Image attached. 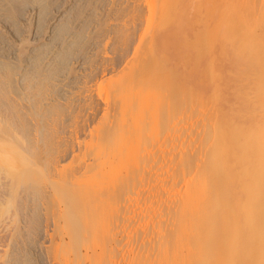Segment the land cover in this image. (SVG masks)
Returning <instances> with one entry per match:
<instances>
[{
  "label": "bare ground",
  "instance_id": "1",
  "mask_svg": "<svg viewBox=\"0 0 264 264\" xmlns=\"http://www.w3.org/2000/svg\"><path fill=\"white\" fill-rule=\"evenodd\" d=\"M46 1L47 0H0V37L3 38V40L5 39L9 46H12L11 51L15 54V59L20 63L18 71H15L10 63H6L8 62L6 59L8 56L5 57L4 55H0V264L32 263L29 255H34L32 252L36 249L40 255L39 264H52L57 259L55 258L53 260L52 256L54 257V255L51 256L53 249L52 244L54 241H58L59 244L64 247L66 246V240H68L69 243H75L80 240V236L86 235L85 237L87 238L88 236L92 237L97 235L95 233L97 230L95 227L97 226L91 227L95 229V231L91 228L88 229V227L85 228V232L89 231V235L87 236V232L85 234H83L84 231L81 233L77 232L79 227L77 231H72L71 233L70 231L75 229L71 228L70 230L68 228L69 226L66 225L68 212L66 198H68V187L66 176L63 174L64 172H61L63 166L61 168L60 163L67 159L71 149L69 151L64 147L59 149L57 152L58 157L56 155V164L55 161H53L55 166L53 167L52 165L51 168H46L47 170L42 168L43 163L51 158L52 152L50 148L52 136L43 134V132L48 129V127L45 128L47 125L51 127V130L48 129L45 132H49V130L53 131L52 125L54 124L51 121L55 119L50 116L51 113L48 112L50 111V103L52 102L49 97L55 91L51 92V95L50 93L47 94L48 96L45 95L48 92L44 94V91L47 90L48 87H56L57 85L53 83L58 81V86L60 87H56L58 89L55 93L59 91L63 94L66 88L77 80L79 81L81 74L74 75L71 79L68 78L69 82H66L67 77H65L66 80L63 84L62 82L64 79H58V77H62V68L60 66L63 65L64 57L70 52L69 48L78 42L77 39L80 37L79 34H81V31L86 27L87 23L85 22L86 19H88L85 17L78 19V15L79 17L81 16L80 12H78L80 14L77 15L71 14L69 20L64 18L66 19L65 23H63L64 26L62 27L61 24V28L54 32L55 34L52 36L50 34V39L45 40L46 42L43 41L42 43H38L33 48L30 47V44L27 45L29 48L27 46L22 47L24 41L19 40L20 38H16L15 32L17 31H14L16 29L15 26H26V24L30 22L29 16L31 18L32 15H35V12L37 15L38 13L45 14ZM83 1L87 6L88 4L98 5L102 0ZM107 1L105 0V5L103 4L100 14L104 13V15H106L104 19H107V17L109 19L110 17L112 22H108L107 24L104 23L105 25L103 26L93 22L91 28L94 31L98 29V34L95 33V35L97 34L96 39L92 41L89 40V45L86 44L85 47L87 50L90 49L89 51H92L93 49H98L96 46L99 45L101 48L100 55L96 56L98 59L95 58L97 62L95 63L92 60L93 62L91 63L93 64L89 67L90 58L92 57L91 55H86L87 50H84L85 52L80 53L78 56L80 59L78 69H82L86 64L85 68L88 66L87 70L89 73L92 74L97 72V74H93L94 76L99 74L98 77L100 79L97 83L98 85H96V90L94 89L95 84L91 85L93 84L91 81L94 76L92 79L90 77L91 81H87V79L84 78L86 80L81 82V90L83 92V94L81 93V95H83L82 101L84 104L86 102V106H88V103L89 106L94 104L95 107L103 105L101 108H104L102 110V115L103 117L106 116L109 122H107V119L105 123L107 124L106 128L105 125L104 128L101 126V129L103 128L102 130H105L104 132L101 130V134L98 132L100 136L95 135L99 137V139L98 137L97 139L100 141V144L112 141L113 144L115 143L119 147L121 146V151L118 156V162L113 159H105L104 161L98 160L97 163L96 161H93L94 163L87 162L79 169V176L77 179L88 180L89 178L100 176L106 168L108 172L122 165L126 160L131 161L133 158H137L139 156L137 153L145 149L144 147L146 145L144 146L142 144L145 137L142 136L144 138H139L142 142L140 144L144 147L140 144L138 145L137 140V149L132 146L134 143L133 137H135V135L138 136L137 133L139 131L141 133L146 132L145 126L147 123L145 125L144 123L147 120L148 108L152 107H150V104H152L151 102L154 101L153 99H155V101L158 100V97H171L173 98L172 101L176 110L181 112L182 116L186 114L185 116L188 118V122L190 121V132L188 133L187 131L186 135L182 136V138L184 136H186V138L182 139L180 136V140L178 139L179 142L176 140L177 143H174V146L172 145L173 147H170L171 149L166 147L169 150L168 152L160 148L159 152L160 150L163 151L161 152L162 154H159L161 161H159L160 159L157 161V157L155 160L153 159V161L159 163L161 177L168 182L167 189H171L172 192L174 190L179 195L185 197H182L184 200L183 202L182 198L177 194L178 199L180 197V204L182 202V209L185 210L181 209L182 212L180 215H182V217L178 216L179 220L177 223L179 231L177 236L179 238L177 237L178 245H176L180 247V242L184 240L185 246L186 244H190L193 239L192 245L189 247L187 245V247L185 246L186 248H184L182 243L183 252L188 254V252L186 253L185 251L187 248H190L189 252H191L192 255L190 253L185 257L186 255L182 252L180 253L181 255H176H180L177 258L183 255H185V259L188 257L192 258L190 262H188L189 260H186L187 262L184 260L185 263L182 260L180 261L181 263L177 264H264L263 62H258V64L260 63L261 65L255 64L259 57H254L257 53L254 55H252L253 53H249L247 60H250L252 57L256 59L251 65L235 62L241 61L240 57H235L236 59H234L233 55L236 54L235 52H231V58L234 59L232 60L229 57V49H227L230 46L226 43L232 38L230 37L228 41L226 40V37L228 38L230 35L229 33H227L229 34L228 36L227 34L222 36L224 33L222 31V34H220L221 32L219 33L221 37L220 35H216L218 33H200L196 30L194 31V27L197 26L199 22L203 20L201 22L202 25L205 21L204 19L209 18L210 0H109V5ZM106 4L108 6H106ZM123 5L126 8L130 7L128 11L124 7L127 14L122 13L124 11L123 8H121ZM197 7L199 8L197 9ZM120 8L123 11L121 10V12H119ZM118 13L125 14V16L123 15L122 18L121 14L122 19L120 21L122 22L115 23V21L119 19ZM55 15H53L51 19H56ZM35 17L37 18V16ZM72 19H75L76 24L74 23V25H71L69 28L67 23L70 22L69 24H71L73 22ZM28 20L29 22H26ZM39 21L41 23V20ZM107 21L110 20H106V22ZM142 23L144 28L141 31L142 33H140L141 35H138L139 38H137L138 42L136 46L133 45L131 56L129 57L127 55V57H129L128 59L126 56L124 57L126 60L119 72L116 74L114 72V75H112L113 73L109 75L108 69L110 68H108V65L110 64L107 63H110L111 58L114 59L110 53V47L114 46L113 44L117 45V43H119L118 46L123 48V46L128 43L126 40L131 42V36L136 34L133 32H137V29L141 27L139 24ZM12 27L14 28L13 35H11ZM38 29L41 28L39 27ZM191 29L192 31L190 32ZM89 31L87 30V32ZM232 35L234 34L232 33ZM236 35L237 33L234 36ZM99 36L102 37L99 38ZM37 37L34 36L30 41H33L35 44L38 42ZM124 41H126L125 44ZM231 42L234 43L233 40ZM129 46L130 45H128V47ZM127 48L126 50H128ZM126 50H124L123 53ZM70 53H72V51ZM94 53L96 54V52ZM87 54H89V52ZM124 54L126 55L128 53ZM250 55H252V57ZM249 57L251 58L249 59ZM261 58L262 57H260V59ZM242 59L245 60L244 58ZM260 59H258V61H260ZM262 59H264V57ZM119 60L122 61L121 59ZM174 61H178L179 64H181L180 67H187V73L189 74L184 73V75L186 74V77H188L187 80L185 77H182L183 75L180 76L181 78L176 76L175 73L178 71L176 67L179 64L174 66L175 68H171L174 65L172 63ZM173 69H176V71L174 70L173 72ZM182 69L185 71L186 68ZM179 71L180 73L183 72L181 69H179ZM89 75L87 73L88 77ZM79 89L80 88H78V90ZM59 92L57 95L60 94L61 96ZM69 92L70 91L65 94ZM76 94L77 93H75V95ZM71 95L73 94L71 93ZM169 95L171 96L169 97ZM72 98H70L71 101ZM82 106H80L81 109ZM85 108L83 107V109ZM87 109L89 108L87 107ZM39 111L44 114L46 112L50 114L46 113V117V115L41 114ZM92 111L90 113L94 112ZM88 113L87 115L90 114ZM40 117L45 120V123L43 122L44 128L43 125H39V121H43L39 120ZM140 117L143 118V120L140 119ZM34 120H39L37 121L38 124L34 123ZM133 123H135L134 127L136 128L130 127ZM77 124L78 123H76V125ZM100 124L101 123H99V125ZM97 127L99 128V126ZM136 130L139 131L137 132ZM186 130L188 129H185V131ZM88 132L90 131L88 130ZM90 134L92 133L90 132ZM96 143L99 144L97 140ZM138 147L144 149L140 148V150ZM136 150L138 151L137 153ZM163 153L167 155L164 154L166 157L164 156L165 158L162 159L161 155H163ZM147 165L149 167V164ZM59 167L61 169H58ZM55 177L59 179L57 183ZM53 179H55L54 182ZM41 181H43L45 188L41 204L44 207L46 219L43 226H40V237L38 240L36 238V242H33L31 232L29 231L30 227L24 225L20 219L23 210L20 204L23 199V194L30 197L35 195L36 188ZM53 183L56 184L54 185ZM215 195L217 197L212 198V196ZM56 198H59L58 201L60 200V202L57 203L58 206L60 205L58 208L61 213L60 216V213H58V218L62 219L63 222H61V226L59 224V226L53 225L52 217L49 215V207H51V204H53ZM186 210L188 212H185ZM185 214L190 216L189 222L194 229H192L191 226H187L188 224H186L185 221H188V219L186 220V217H184ZM218 218H222V224L225 228V232L223 231L225 235H223L226 240H223L225 244H223V242L222 244L224 246H221L224 248L221 250L222 255L220 259L214 261L213 258H206L203 253L206 248V243H209L207 239H212V243H210L214 245L213 240L216 237L213 235L218 233V227L214 229V226L217 224ZM180 220L181 224L179 222ZM179 224L182 226L181 228ZM189 227L191 228V232L194 230L192 234L189 232L193 236L186 231V228L190 230ZM207 227H209V229H207ZM58 229L59 231H57ZM203 230H205V232L208 230V232L205 233ZM183 232H186V236L185 234L183 235ZM53 233L58 234V237H56L55 234L54 237ZM187 235L192 238L190 239L188 236L191 242L185 244L186 239H184V237L187 238ZM54 238L57 240H54ZM94 238L95 237H92L93 241H88L86 245L85 242H87V239L84 241L85 246H83L85 250L83 254L80 252V249L76 251L79 247L76 249L74 248V258L72 260H70L71 258L68 259L71 263L66 262L67 259L64 260L65 258H61L60 264H84V260H87L86 262L89 264H98L96 260L98 252L105 249L107 253L108 249L106 248L107 246L103 247L100 245L99 247V243L97 240L95 241ZM82 239L84 240L85 238L81 237V240ZM210 243L209 247L212 246ZM81 245L80 247H82ZM109 249L110 253L113 248L111 247ZM213 250L214 248L211 249V252ZM112 252L110 254H112ZM212 254L213 253H211V255ZM107 255L109 256L108 253ZM57 260L59 261L60 259ZM176 260L178 262L179 259Z\"/></svg>",
  "mask_w": 264,
  "mask_h": 264
},
{
  "label": "rangeland",
  "instance_id": "2",
  "mask_svg": "<svg viewBox=\"0 0 264 264\" xmlns=\"http://www.w3.org/2000/svg\"><path fill=\"white\" fill-rule=\"evenodd\" d=\"M52 1H54V2H52ZM108 1H107V3H108ZM210 1H211L210 2L211 6H210L209 18L208 19L206 18L207 21H206V19H204L205 21L203 22L202 25H201V22L203 20L201 21V19H200L201 22L198 21L199 23L197 26L194 27V31L196 30L197 32H200V33L201 32L202 33L211 32V33H215V34L218 33L216 35H220L224 32L222 34V36H224V34H227V33H229L230 35H232V33L234 35L237 33V35H236L237 37L234 35L230 36L229 34H227V36L229 35L228 38L226 37L227 41L230 37H232L229 39L230 40V41H228L229 43L225 41L227 43V45L230 46V47L228 46L229 48H227V49H229L228 51L230 53L229 57L230 58L232 57L231 52H235L236 54L233 55L234 59L239 58V57L241 59V61H235V62H240V63L242 62L243 64L246 63V64L251 65L252 62L254 63V60L256 61L255 58L253 59L252 55L257 53L258 55L256 54L257 56L254 55V57H258V56L259 57L257 58V63L255 62V64L259 65L260 63L263 62L262 65H264V59H262L264 57V0H210ZM49 2H51V3H49ZM101 3H102V5H101ZM103 4L105 5V0H102L101 2H99L98 5L96 4L97 6L94 4H92V5L88 4L86 6V3L84 4L83 0H49V1L47 0L46 1V13H45L46 16H45V14H42V13L39 14L38 13V15H39V18H38L37 13L35 12L34 13L35 15L31 16L32 20L29 16L30 22L28 20L26 22H29V23L28 24L25 23L26 26L24 25L25 27H28V28H25L24 26L20 27L19 25H17V27L15 26L16 29L14 30V28L12 27L11 35H13L14 31L18 32V33L15 32V35H16L17 39L20 38L19 40L24 41L22 43V47L30 44V47L33 48L38 43H42L43 41L50 39V34L52 36L53 34H55L54 32H56L58 29L61 28V26L63 27L64 26L63 23H65L66 19L69 20V17L71 14L77 15V14L81 13L80 17L78 15V19L82 18V17L90 19V20L86 19L85 23H87V25L81 31L82 35L79 34L80 37H79V39H77L78 42H76L75 44H73L74 46L72 45V47L69 48L70 52L72 51V53L69 52V53H67L68 55L66 54V56H65L66 58L64 57V61L62 63L64 65V67H63V65L60 66L62 68L61 69L62 72L61 71L60 72L62 73L63 78L58 77V79H60V78L64 79L62 82V84H63L64 81L66 80L65 77H67L66 82H69L68 78L71 79L74 75L76 76V75L81 74L82 76L80 75L79 81L77 80L75 83L71 82L74 84V86H73V84L70 86L68 85L72 89H70L69 87L65 89V93L70 91L69 92L70 94L69 93L65 94L64 92L62 94V92L58 91L59 93H61V96H60V94L57 95L58 92L55 93L56 90L60 87V86H58V81H56L57 84H56V82L53 83L54 85H57L58 88H56L57 86L55 87L53 85L54 87H48V89L44 91V94H45V92H48L45 94L46 96H48L47 94H49V93L51 95V92L55 91V92H53V94L54 93L55 94L54 95L52 94L49 97L50 101H52L55 104H53L51 102L50 103L51 108H49L50 111H48L51 113L50 116H52L55 119H53L54 121L53 120L51 121L54 124V125H52L53 131H50L51 127L47 125L45 128L48 127V129H50L49 130L50 133L45 132L48 129H46L43 132V134H49L52 136V139H51L52 145L50 144V146H51L50 148L54 154L51 152V158L47 159V161H48V162L46 161L47 163L46 162L43 163L42 168L48 169V167L51 168L52 165H53V167L55 166V164L57 162L56 161L57 160L56 155L58 157L57 152L59 149H61L63 147L66 150L68 149L67 151H69L71 149L69 151V156L67 157V159L64 162L60 163V167L62 168V166H63V169L61 170V172H64L63 174H65V176H66L65 177L62 174L66 178V183H67V187H68V195H67L68 198H66L67 203H68V205H67L68 206V210H67L68 212H67V221H66L67 224L66 225L69 226L68 228L70 230H71V228L75 229V230H71L70 231L71 233H72V231H77L78 227H79L80 231L78 230L77 232L81 233L82 231H84L83 234H85L87 232V236L89 235L88 234L89 231L85 232L84 229L87 227L89 229L91 227L97 226V227H95V229H97L96 231H95V229L91 228L97 234L96 236H92V237H95L94 240L95 241L97 240V242L99 243L98 244L99 247H100V245L103 247L107 246L106 247L108 249L107 253L109 254V256H108L103 247L102 248L104 250H100V251L97 250V251H99L98 252L99 257L96 256V260H97L98 264H105V263L106 264H177V263H181L180 261H182V260H183V262H185L186 260L187 261L189 260L188 262H190L192 257L191 258L188 257L189 259L188 258L185 259V257H187V255L191 253V252H189L190 248H187V250L185 252L186 253L188 252V254H185L183 252L184 249L182 248V243H183L184 248H186L187 245L189 247L192 245L193 239L191 242V240L188 239L189 235H187V238L182 236V237H184V239H186L185 244L189 243V242H191V243L186 244L185 245L186 247H185L184 242H183L184 240L182 238L183 241H181L180 242L181 244H179V245H181L180 246L181 248L177 246L178 245L177 244L178 243L177 234L179 231V228H178L179 226H178L177 221L179 220L178 216L182 217V215H180V213L182 212L181 209L183 207V206H181L182 202L180 204L179 201H180V197L182 198L184 196L179 195L174 190L172 192L171 189L170 190L167 189L168 188V182H167V180H163L161 177V171L159 170V163H157V162L155 163V161H153V159L155 160L156 157H157V161H158L160 159L159 154H162L161 152H163L164 150L168 152L169 151L168 148H170V147L172 148L174 146V143L175 144L177 143L176 140H178V139L180 140V136L182 138L183 135H186L187 131H188V133L190 132V127H191V126H189L191 124L190 121L188 122V118L185 116L186 114H184V116H182V113L179 112L178 110H176V107L173 105V101H172L173 98L170 97L171 95H169V97L171 99L166 98V97L165 98H162V97L159 98L158 97V100H156V101H155V99H153L154 101L151 102L152 104H150V107L151 106L152 107L148 108V115L146 113V115H147L146 121L147 122L144 119V121H145L144 125L147 123V125L145 126L146 132L141 133L139 130H138L139 132L136 130L138 132L137 133L138 136L135 135V137H133L134 143L132 146H134V148L137 149V147H136L137 143H138V145L140 143H142L139 139L140 137L141 138L145 137L142 144L144 146L146 145L144 147L142 144H140L142 147L145 148L144 149V148L140 147L141 149H144L143 151H140L141 149L138 147L140 149L139 151L141 153L136 150V153L138 152L137 154L139 155L138 157L136 155V157L138 159L133 158L131 161L126 160L123 162L122 165H119L116 168H113L111 171H108V172H107L108 169L106 168V170H103L104 172L100 176H95V177L89 178L88 180L77 179V177L79 176L78 175L79 169L82 166H84V164H86L87 162L91 163L93 161H96V163H97L98 160L104 161L105 159H111V160L113 159L114 161L118 162V159H119L118 156L120 155V151H121L120 150L121 146L119 147L115 143L113 144L112 141L104 142L103 144L101 143L102 144V146H101L100 141H98V139H99L98 136H100L99 135V134H101L100 131L104 128V125H105V128L107 127V124H105V123L108 119L106 116L103 117V115H102V110L104 108L103 109H101V108L103 105L95 107V105L92 104L91 106H89V103L87 102L88 106H86V102L84 104V102L82 101L83 95H81V93L83 94V92L81 90L82 89L81 88L82 87L81 82L83 80H86V79H87V81H91V79L94 76L93 74H97V72L91 74V73H89V71L87 69H88V66L90 67L93 64L91 62H93V61L95 63L97 62V61H95L98 59V57H96V56L100 55L99 53L101 51V48L99 45L96 46L98 49L92 50V51L96 52V54L92 51H89L90 49L87 50L85 48L86 44L89 45L90 41H92L93 39L95 40L96 35L98 34L97 33L98 29L95 30L96 31L95 32L91 28L93 25V22L99 23L100 26L101 25L103 26V25L107 24L108 22H112L110 17H109V19H108V17H107V19H104V18H106V15H104V13L100 14V11H102L101 9H102ZM108 5H109V3H108ZM108 5L106 4V6H108ZM91 6H93V7H91ZM124 7H125L124 5H123V7H121V8H123L124 11L120 8L119 12H121V10H122L123 11L122 13L127 14L126 12L128 10H130V7L129 8L125 7V9L127 10L126 12H125ZM198 8L199 7H197V9ZM97 10L99 11V13ZM47 11H49V12H47ZM67 12L70 14H68ZM78 12H80V13H78ZM62 13H65V14H62ZM122 13H118L119 16L118 15L117 16L119 17V19H117L116 20L117 22L115 21V23L122 22L120 20L123 18V15L125 16V14H122ZM121 14H122V18H121ZM53 15L56 16L55 17L56 19H54V20L51 19L53 17ZM35 16H37L38 19ZM47 16H49V17H47ZM59 16H61V17H59ZM64 18H66V19H64ZM39 20H41V23ZM106 20H110V21L106 22ZM72 21L73 22L71 24H69L70 22L67 23L69 28L71 27V25H74V23L76 24L75 19L74 20L72 19ZM76 21H77V19H76ZM143 23L139 24V25H141V27L138 25L140 28L139 27H138L139 29L136 28L137 32L136 31L133 32V33H136L134 35H137V36H134V35L131 36L132 37V38L130 37L132 39V40L130 39L131 42L129 40H126L128 43L125 44L126 41H124L125 45L123 46V48L118 46L119 43H117V42H116L117 45L116 44H113L114 46L110 45L111 51H110V49H109V51H110L111 55L114 57V59L111 58L110 63H107V64H110V65H108V68L111 69V70L108 69L109 75H111L112 73H113L112 75H114V72H115V74L117 72H119L120 69L123 67V63L125 62L126 58L128 59L131 56V51L133 52V47L136 46V44L138 42L137 38H139V36L141 35L140 33H142L141 31L144 28ZM52 26L54 27V29L55 28L56 29L54 30ZM35 27H36V29H35ZM39 27L41 29H38ZM17 28H18V30H17ZM99 28H101V27H99ZM196 28H198V29H196ZM43 30H45L46 32ZM87 30L88 31L90 30V31L87 32ZM139 30H140V32H139ZM191 31H192V29L190 30V32ZM95 33H97V34L95 35ZM188 33H189V31H188ZM215 34H213V35H215ZM15 35H14V37H15ZM33 35L35 37L38 36L37 37L38 42H36L35 44L33 43V41L32 42L30 41L34 37ZM47 35H48V37H47ZM94 35H95V37H94ZM249 35H250V37H249ZM100 37H102V36H99V38ZM235 37L237 39V40L235 39L236 41L234 40ZM39 38H40V41H39ZM133 38H135L136 40ZM0 40H3V38L0 37ZM4 40L0 41L1 42L0 43V55H4L5 57L8 56L6 58L8 60V62H6V63L7 64L10 63L11 66L14 67V70L18 71V69L20 67V63L17 59H15V54H13L11 51L12 46H9L8 42L6 40L5 41ZM220 40H221V38H220ZM232 40H233V42L234 41L235 42L232 43L231 42ZM128 45H130V46L128 47ZM125 46H127L128 48ZM27 47L29 48V46H27ZM118 48L122 52L119 51ZM126 48L128 50H126ZM230 48L232 51L230 50ZM84 50L85 51L87 50L86 55H91V57H92V58H90L89 65L87 64L88 65L87 68H85L86 64L84 65L83 68L85 70L83 68L78 69V64L80 63V59L78 56L80 53L85 52ZM124 50H126L124 53H128V54L125 55L123 53ZM88 52H89V54H87ZM97 52H98V54H97ZM249 53H251V54L253 53L252 55H250L252 58L249 57V59L250 58L251 59L247 60ZM115 54H116V57H115ZM127 55L129 57H127ZM125 56H126V58H124ZM260 57H262L261 58L262 61H261ZM95 58H97V59H95ZM115 58H117V59H115ZM242 58H244L245 60H243ZM119 59H121L122 61H120ZM231 59L234 60L233 58H231ZM252 59H253V61H252ZM258 59H260V61H258ZM112 61H114V62H112ZM174 62H172L174 65L172 64L173 67H171V68H175L174 66L179 64L178 61L175 62L176 64ZM258 62H260V63L258 64ZM118 65H120V66H118ZM180 65L181 64H179L176 67V69H178V71H177L178 73L176 72L175 74L177 77L178 76L180 77L181 75H183L182 77H185L187 80L188 77H186L187 76L186 74H189V73H187L188 72L187 67H183V66L180 67ZM114 66H116V67H114ZM113 68H115V69H113ZM182 68H186L185 69L186 72ZM176 69H173V72H174V70L176 71ZM179 69H181L183 72L181 71L182 73H180ZM188 69H189V67H188ZM87 73H88V75L90 74L89 77L87 76ZM184 73H186V74L184 75ZM83 75L84 76L86 75V76L84 77ZM95 76L91 81V83H93L91 85L95 84L94 89L96 90L97 89L96 85H98L97 83H98L100 78L98 77L99 74L96 76V78H95ZM90 77H91V79H90ZM80 78H83V79H80ZM84 78H86V79H84ZM78 88H80V89L78 90ZM51 89H52V91H51ZM79 92H80V94H79ZM71 93L73 95H71ZM75 93H77L76 94L77 96L75 95ZM160 94H161V92H160ZM78 96H79V99H78ZM166 96H167V94H166ZM69 97L72 98V101L70 100ZM60 98H61V100H60ZM74 99L76 100V102ZM80 106H82V109ZM83 107L84 108L86 107V108L83 109ZM87 107L89 109L92 108L95 113L92 111V109L91 110L87 109ZM93 107H95V108H93ZM72 108H73V110L74 109L75 110L73 111ZM96 108L99 110H97ZM86 109H87V111H86ZM80 110H81V112H80ZM40 111H42V110H40ZM91 111L94 114L90 113ZM42 112H44V111H42ZM48 112H46V113L50 114ZM46 113L45 114L41 113V114L46 115V117H47ZM52 113H54V114H52ZM87 113L89 115H87ZM43 115H41V116H43ZM140 119L143 120V118H141V117H140ZM39 120H43V121H39ZM39 120H37L40 122L39 125H43V122L45 123V120L42 119V117H40ZM99 120H100V122H99ZM37 121L34 120L33 122L38 124ZM107 122H109V119ZM76 123H78V124L76 125ZM99 123H101L103 125H101V124L99 125ZM134 125H135V123H133L130 127L136 128V127H134ZM97 126H99V128ZM101 126L103 127L102 129H101ZM43 128H44V125H43ZM97 129L98 130L100 129V130L98 131ZM185 129H188V130L185 131ZM88 130L92 134H90V132H88ZM104 130H102V131L104 132ZM65 132H67V133H65ZM98 132H99V134H98ZM95 134L98 136H96ZM142 134H144V135H142ZM94 136H96V137H94ZM142 136H144V137H142ZM61 137H62V139H61ZM97 137H98V139H97ZM57 138H58V140H57ZM183 138H186V136H184ZM59 139H61V140H59ZM96 140H97V142H99V144L96 143ZM137 140H138V142H137ZM179 140H178V142H179ZM67 144L69 147L67 146ZM96 144H97V146H96ZM151 144L152 145L154 144V145L152 146ZM58 145L61 147H59ZM166 147H168V148H166ZM160 148H162V150L163 149L164 150L163 151L160 150V152H159ZM166 153H163V155H161L162 159L166 157L165 156V155H167ZM53 161H55V164ZM150 161H151V163H150ZM159 161H161V159ZM147 164H149V167ZM146 165H147V167H146ZM60 167L58 169H61ZM55 179H56V177H55ZM55 179H53V182ZM58 181H59V179H56V183ZM56 183H53V184L55 185ZM44 189L45 188H44L43 181L39 182L38 187L36 188V191H35V195L33 197H30V196H25V194H23L22 195L23 199H22L21 204H20L21 209H23L22 215L20 216V219H21L22 223H24V225L30 227L29 231L31 232V235H32L31 238H32L33 242H36V238L38 240V238L40 237V233H39L40 230L39 229L41 228L40 226H43V223L45 222V219H46L45 210H44L43 205L41 204L43 201L41 199H43L42 197L44 194ZM177 194H178V196H180L179 199H178ZM214 197H217V196L216 195L212 196V198H214ZM59 198H56L57 200L55 199L53 201V204H51V207H49V215H51L52 224L55 226L56 225L61 226L63 223L62 219L58 218L61 215L59 208H58V207H60V205L58 206V203L60 202V200L58 201ZM199 198H201V197H199ZM182 201L184 202L183 198H182ZM24 207H25V209H24ZM182 210H185V209H182ZM188 211H189V209H188ZM188 211L186 210L185 212H188ZM58 213H60L59 216H58ZM184 217H186V220L188 219V221H185L186 224H188L187 226H191V228L194 229L192 227V224L189 222L190 216H187L185 214ZM179 222L181 224V220ZM222 223H223L222 218H218L217 224L214 226V229H216L218 227V233L215 234L216 236L213 235L214 237H216L213 240L215 246L213 244H211L212 239H210V238L207 239V242H209V243L211 242L210 244L212 246L209 247V243H206V248H205V251L203 253V255L206 258H211V259L213 258L214 261L220 259L221 255H222L221 250H223V248H224V247L222 248L221 246L223 244H225V242L223 241L225 239L224 238L225 228L223 227ZM181 227L182 226L180 225V228ZM191 228L189 227L190 230H187V228H186V231H188V234H190V233L192 234V232L194 231V230H192V232H191ZM81 229H83V230H81ZM182 229H184V228H182ZM182 229H180V230H182ZM207 229H209V227H207ZM205 230H203V231L205 232ZM36 231H37V233H36ZM57 231H59V229ZM57 231H55V232H57ZM207 232H208V230H207ZM207 232H205V233H207ZM185 233L186 232H183V235ZM54 234L56 237H58V234L53 233V236H54ZM180 234H182V233H180ZM85 236L86 235L80 236V240L78 242H75V243H69V241L66 240V243H65L66 246H64V247H62L58 241H54L52 244L53 249L51 248L52 249L51 256L54 255V257L52 256L53 260L55 258L60 259V260L58 261L56 259V261H54V263H52V264H60L61 258H65L64 260L67 259L66 262H70V260H72L74 258V255H73L75 253L74 248L76 249L79 247L76 251H79V249H80L81 250L80 252H82V254H83V251L85 250L84 246L86 245V243H88V241H90V240L93 241L92 237L88 236L89 237V239H88V237L86 238ZM179 236H181V235H179ZM185 236H186V234H185ZM191 236H193V235H191ZM191 236H189L190 239L192 238ZM81 237H84L85 239L81 240ZM33 238H35V239H33ZM86 239H87V242H85V245H84V241H86ZM54 240H57V239L54 238ZM108 240H110V241H108ZM81 243H82V245H81ZM108 243H110V244H108ZM32 244H35V243H32ZM80 245L82 247H80ZM111 247L113 248L110 251V253H111L113 250L112 254L109 253V250H110L109 248H111ZM212 248H214V250L211 252ZM36 250L32 252L34 255H29L30 261H32V263L30 262L28 264H39V262H40L39 256L40 255H39V252H37ZM103 251H105V252H103ZM181 252L183 254H185L186 256L182 254L183 255L182 257L177 258L178 256L181 255L180 254ZM211 253H213V254L211 255ZM176 254H180V255H176ZM191 255H192V253H191ZM183 257H184V259H183ZM68 259H70V260L68 261ZM176 259H179L178 262ZM86 261L87 260H84V264H89Z\"/></svg>",
  "mask_w": 264,
  "mask_h": 264
}]
</instances>
